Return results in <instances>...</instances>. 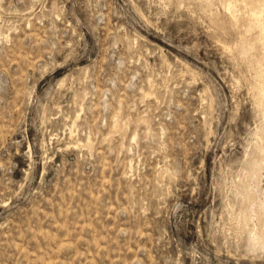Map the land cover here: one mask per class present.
Segmentation results:
<instances>
[{
  "label": "rangeland",
  "instance_id": "374dc122",
  "mask_svg": "<svg viewBox=\"0 0 264 264\" xmlns=\"http://www.w3.org/2000/svg\"><path fill=\"white\" fill-rule=\"evenodd\" d=\"M263 82L264 0H0V264H264Z\"/></svg>",
  "mask_w": 264,
  "mask_h": 264
},
{
  "label": "bare ground",
  "instance_id": "6f19581e",
  "mask_svg": "<svg viewBox=\"0 0 264 264\" xmlns=\"http://www.w3.org/2000/svg\"><path fill=\"white\" fill-rule=\"evenodd\" d=\"M235 20V19H234ZM264 83V82H263ZM259 86H260V84H259ZM259 87H257V89H258ZM257 94H259L261 97L262 96H264V86L262 87V88H260V89H258L257 90ZM256 95V94H255ZM256 98H258V97H256ZM261 100V99H260ZM260 102V101H259ZM261 103V102H260ZM257 174V173H256ZM256 174H255V176H256ZM261 237H263V236H261Z\"/></svg>",
  "mask_w": 264,
  "mask_h": 264
}]
</instances>
